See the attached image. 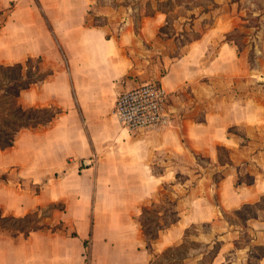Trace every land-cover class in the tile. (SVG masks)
I'll list each match as a JSON object with an SVG mask.
<instances>
[{
    "label": "crops",
    "instance_id": "obj_1",
    "mask_svg": "<svg viewBox=\"0 0 264 264\" xmlns=\"http://www.w3.org/2000/svg\"><path fill=\"white\" fill-rule=\"evenodd\" d=\"M3 1L1 7L12 3L14 7L2 28L16 11L14 0ZM87 1L46 0L48 6L63 5L61 18L53 19L48 11L46 30L29 29L31 52L38 57L30 55L19 62L41 58L42 66L53 74L24 92L22 103L56 108L61 113L44 127L20 131L14 147L0 151L11 154L20 139L31 134L29 149L18 158L0 159V170L7 176L0 186V209H8L18 218L37 216L40 210L39 190L31 201L28 193L8 181L9 171L17 167L23 172L31 165L40 174L50 172L55 164L52 173L77 171L80 177L84 175L86 187L78 191L81 199L66 200L64 210H57L62 227L43 228L28 236L0 233V264H150L135 217L161 199V187L167 182L174 188L170 200L178 219L161 233L154 251L182 244L188 229L209 223V244H220L211 264H264V208L260 206L264 199V104L243 94L238 97L236 90L244 91L242 82L236 84L243 66L232 44L221 40L235 28L237 6L243 0H211L207 11L196 5L173 20L157 6L176 1L182 6L184 0H150L154 13L127 14L116 36L110 30L112 24L87 25V7L92 5ZM172 21L174 26H182V36L199 33L176 59L158 58L165 72L154 74L153 80L170 93L172 125L141 132V138L131 137L113 113L117 96L153 81L145 78L147 55L166 52L158 45L159 34ZM215 43L216 52L207 56ZM0 45L6 53L9 44L1 40ZM46 51L53 66L44 62ZM187 92L209 106L203 122L180 120L174 114L172 101L176 104ZM29 93L30 106L25 102ZM232 128L239 132L230 131ZM221 148L228 152L225 161ZM146 154L181 160L163 162L164 171L155 175L146 167ZM199 157L208 159L207 167H198ZM93 161L95 165L90 167ZM197 167L201 174L192 178ZM181 176L183 180H179ZM246 176L250 182L245 181ZM38 180L32 177L35 183ZM185 182H191L190 187ZM247 207L253 212L242 225L219 219L221 212Z\"/></svg>",
    "mask_w": 264,
    "mask_h": 264
},
{
    "label": "rangeland",
    "instance_id": "obj_2",
    "mask_svg": "<svg viewBox=\"0 0 264 264\" xmlns=\"http://www.w3.org/2000/svg\"><path fill=\"white\" fill-rule=\"evenodd\" d=\"M45 1L46 0H40V3L38 0H14L16 11L7 18V22H5V26L0 32V41L2 40L9 44V47L7 48L8 51L6 53L3 52L4 47L0 45V64H14L21 60H25L30 55L35 58L38 57L36 54L33 55L31 52V47L29 45L30 37L27 36V34L31 31L29 29L33 26L32 29L39 30V32L42 28L46 30L45 23H47V12L50 11L49 14L53 19H60L62 12L61 8H64L61 4L48 6ZM89 1L92 3V5L89 8L87 7V25L110 26V24H112V26H110V30L115 36L123 27L122 25L125 23L123 19L127 17V14H135L136 17H138L137 15L142 13H154V9L150 0H88L87 2ZM2 2L4 1L0 0V3ZM179 3L180 2L177 1L173 3H161L157 6V8L165 9L166 11L168 10L166 13H168V17L173 20L178 15L187 14L188 9H193V7L196 5H201V7L205 8V11H207L208 8L206 6L211 4V0H195L194 2H190V0H184V4H182V6ZM9 8H11L9 5L5 7L0 6V10H9ZM55 9L57 11H53ZM236 12L235 13L237 17L235 19V28L224 38L222 37L221 40L232 44L239 56L238 60L240 65L243 66L242 76L241 78H238L239 80L236 81V84L237 82H242L244 84V91L236 90L237 95L239 97L241 94H243L245 97H252L251 99H257L264 104V0H243L241 4L237 6ZM136 17H134V20ZM0 22L3 23V20H0ZM174 24L176 23L173 21L170 22L164 27V31L159 34L160 37L158 45L160 48L164 46L166 52L157 55H147V57L150 58L149 64L145 63L147 67L146 69L148 71L145 72L146 79L153 80L155 79L154 74L165 72V68L160 66L158 58H162V55H164L170 60L176 59L184 53L187 43L191 39L199 36V33L195 32H187L188 35L185 34L182 36L181 33H183V31H180L182 26H174ZM19 29L21 30L20 35L18 34ZM15 33L18 34L16 35V38L14 36ZM165 35L168 36L170 40L166 38ZM217 46L218 43H215L207 56L211 54L213 55L216 52ZM46 53L47 51L45 54ZM137 55H141L142 58H145L144 54ZM43 59L47 66H53L54 62L47 58V54L43 56ZM25 102L28 106H30V93L26 95ZM172 104L175 108L174 114L177 115L180 120L192 119L193 121L199 123L204 121L205 114L208 109H210L204 101L200 99L196 100L193 94L190 92L184 93L180 100L176 101V104H174V101H172ZM180 120H178L180 122L178 124L181 127L182 122ZM69 123L73 124V122ZM77 124L80 125L78 120ZM230 130L232 132H239L236 130V128H232ZM129 133L131 137L135 138H141L140 135L143 134L141 132ZM125 134L127 135L126 131ZM30 140L31 134L26 133L25 137L20 139L16 149H14L9 155H2L0 153V159L12 161L15 158H18L22 152L29 149L31 144ZM219 153L221 159L225 161L228 156L227 150L221 148ZM179 160H181V158L177 159L176 157L172 156L165 158L164 155H152L149 157V155L146 154V167H149L155 175H159L166 167L163 162H166V164L169 161L179 163ZM198 162V167L201 169L203 166H208V159L205 157H199ZM94 165V161L90 163V167H94ZM27 167L28 168H26L23 172L20 171L18 167L15 170L9 171L10 174L8 175V181H10L11 186L15 187L16 189L28 193L31 196V201L35 200L36 191L39 190L38 200L41 201L40 210L38 211L37 216L34 215L33 218L35 219L36 217V219H38L39 225L44 226L45 229H54L59 225L58 222L60 213L57 210L63 209L66 204V200H70L71 198L74 200L81 199V197L77 196V194H79L78 191L84 190L86 187L84 183L85 177L84 175L83 177H80L77 171L74 173L70 171L68 174L64 175V172L60 170L58 173L54 174L52 173V170L54 167H56L55 164H51L50 172L40 174L34 173L31 165H27ZM108 167L111 166L109 165ZM198 167L194 169L195 171L199 170L198 173H192V178H195L198 174H201V171ZM4 173H6V171L0 170V178ZM83 174H86V171ZM32 177L38 178L39 180L35 183L32 181ZM43 177L45 179L49 177L50 179L48 181H44L41 179ZM219 177L220 176L217 174L215 176L216 180L219 181ZM183 179L184 177L181 176L179 180ZM244 179L247 182L251 181L249 176H246ZM185 183H188L187 185L190 187L191 182ZM3 184L4 181L0 179V186ZM184 188L187 189L186 186H184ZM173 189L174 188H172L168 182L163 184L161 187V193L163 194L161 197L162 200L160 199L159 201L154 202V205L153 203L148 205L147 208L150 211L144 216V219L141 218L143 212H137L135 219L138 221V223L141 221H146L151 228H154V225L165 226L167 222H170L172 219L176 218V214L173 209V201L170 200V198H172L171 191ZM20 204H22V202H19V205ZM260 206L264 208V199H262ZM22 210H24V208ZM35 210L36 208L29 211V213ZM4 212L5 215L8 216L12 214L8 209H5ZM159 212H161V215H159ZM252 212L253 209L250 207L232 213L221 212L222 217L219 216V219L221 221L232 223L233 225H242L245 218L252 215ZM87 216H90V210L87 211ZM59 227L62 226L59 225ZM217 230L221 231L219 228H217ZM210 233L211 226L209 223L197 225L189 229V233L188 235H184L183 241L185 247L189 249L190 256L181 264H201L202 261L204 264H208V261L210 260L208 256L209 251L212 250L213 246L215 245L211 244L209 247H205L207 244H209ZM205 250H207L205 253L206 255H202ZM164 251H154V256H152L153 264H159L161 262L160 260L162 257L157 258L156 256L157 254L160 255Z\"/></svg>",
    "mask_w": 264,
    "mask_h": 264
},
{
    "label": "trees",
    "instance_id": "obj_3",
    "mask_svg": "<svg viewBox=\"0 0 264 264\" xmlns=\"http://www.w3.org/2000/svg\"><path fill=\"white\" fill-rule=\"evenodd\" d=\"M13 7L14 3L11 4L9 10H0V20H3V23L0 22V30L4 25L6 16L12 11ZM162 11L167 12L168 10L162 9ZM152 14L151 12L148 15ZM163 31L164 27L160 29V33ZM52 74L53 72L50 69H45L42 66L41 58L27 59L26 61L10 65H0V151L14 147L20 131L24 129L35 130L44 127L61 113V111L56 108L26 107L23 105L21 99L24 92L45 81ZM6 177V175H2L0 179L6 180ZM149 211L148 208H143L141 218L144 219V216L147 215ZM33 215L18 218L12 215H5L4 211L0 209V233L8 234L11 237L19 235L28 236L32 231L43 229L44 226H40L38 220L33 218ZM159 215H161V212H159ZM177 219L178 217L176 215V218L167 222L165 226L154 225V228H151L146 221L140 222L142 233L146 240V250L151 256L150 264H153L152 256H154V243L160 237L161 233L166 231ZM188 233L189 229L185 234L188 235ZM210 245L211 244H207L205 247H209ZM219 249L220 244L216 243L213 249L209 251L208 256L210 260L208 264L212 263ZM206 252L207 250H205L202 255H206ZM189 256V249L185 247L183 241L182 244L170 247L160 255L157 254L156 257H162L159 264H181L188 259ZM201 264H204L203 261Z\"/></svg>",
    "mask_w": 264,
    "mask_h": 264
},
{
    "label": "built area",
    "instance_id": "obj_4",
    "mask_svg": "<svg viewBox=\"0 0 264 264\" xmlns=\"http://www.w3.org/2000/svg\"><path fill=\"white\" fill-rule=\"evenodd\" d=\"M170 93L157 81L121 92L116 99L114 115L128 132L161 130L172 125Z\"/></svg>",
    "mask_w": 264,
    "mask_h": 264
}]
</instances>
